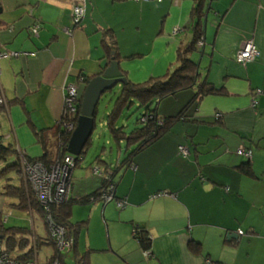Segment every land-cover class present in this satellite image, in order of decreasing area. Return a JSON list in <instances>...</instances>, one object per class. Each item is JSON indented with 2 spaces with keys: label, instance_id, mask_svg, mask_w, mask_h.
I'll return each mask as SVG.
<instances>
[{
  "label": "crops",
  "instance_id": "crops-1",
  "mask_svg": "<svg viewBox=\"0 0 264 264\" xmlns=\"http://www.w3.org/2000/svg\"><path fill=\"white\" fill-rule=\"evenodd\" d=\"M76 4L85 5V16L74 27ZM195 7L194 0H0V51L26 53L0 60V142L30 159L57 158L67 86L82 97L86 79L109 68L115 53L125 85H143L172 73L179 49L200 34L199 53L191 56L199 63L197 82L222 91L196 100L186 119L119 169L114 195L124 208L79 205L88 219L80 221L86 224L77 250L90 228L84 251H91L90 264H264V94H255L264 90V0H200L197 15ZM34 25L37 36L29 32ZM109 36L116 50L103 45ZM247 39L259 54L243 67L235 55ZM195 92L161 101L159 117L178 114ZM181 145L188 158L179 155ZM240 147L252 151L250 160L236 154ZM120 160L121 152L104 162L115 167ZM247 164L250 175L242 171ZM96 165L105 164L72 170V198L102 187L103 179L91 174ZM29 215L33 224L34 215L43 221ZM135 227L150 236L148 258L133 238ZM31 237L44 239L33 225Z\"/></svg>",
  "mask_w": 264,
  "mask_h": 264
},
{
  "label": "trees",
  "instance_id": "trees-1",
  "mask_svg": "<svg viewBox=\"0 0 264 264\" xmlns=\"http://www.w3.org/2000/svg\"><path fill=\"white\" fill-rule=\"evenodd\" d=\"M196 2V7L194 8V15L198 14L199 11V3L200 0H194ZM38 26V25H34ZM33 26V27H34ZM32 29V28H31ZM30 29V34H32ZM38 35V31H37ZM36 35V36H37ZM201 35L197 34L194 41L186 46L184 49H179L177 55V67L175 70L165 76L162 79H155L151 80L146 84L143 85H134V84H127L122 85L121 91L117 98L115 99L112 109L106 118V128L110 134V137L114 144H116L117 152L119 153L121 148L122 142L124 143V148L122 151L124 152L122 155L121 152V160L116 162V166L112 167L110 164L106 166V163L97 157L95 159L96 162L105 164L104 166H100L106 172L109 173L111 176L109 181L103 180L102 187L96 191L95 193L91 194L88 197L83 199H74L71 197L67 202L59 205L52 206L51 213L54 222L63 227L68 237H72L74 239V246L71 252L67 256L60 255L53 251L52 259L55 257H59L61 264H67V257L73 258V264H90V254L91 251H86L84 253H80L77 250V237L80 230L85 226L86 222H79V223H72L70 220L71 216V209L74 205H85L91 202L100 201L102 203V195L105 189L109 188L107 183H111L113 187V191L115 192V181L114 177L117 175L119 169L122 166H125L129 161L139 152L143 151L144 149L151 146L157 140L163 138L173 127L175 123L180 120L186 119L184 115L185 110L190 106H194L196 100L207 96V95H216L222 93L220 89H216L211 83L208 81L203 80L202 82L198 83V78L200 76L198 64L195 63L191 56L194 53H199L200 46L198 42H201ZM249 40V39H247ZM246 40V41H247ZM245 42V41H244ZM107 50L112 51L115 49V42L113 37L109 36V40L103 44ZM116 50V49H115ZM0 53H4L0 51ZM5 53H12V52H5ZM23 54V53H21ZM112 60L119 61V55L115 53L113 55ZM111 60V61H112ZM240 65V64H239ZM92 78H87L85 83H88L89 80ZM196 88V92L193 96V99L187 103L175 116H166V117H159L157 113L158 104L161 101H165L169 98L175 97L178 93L192 90ZM263 95V94H262ZM81 97H78L75 108L76 112L71 116L62 117V122L58 123L57 126V146H58V156L57 158L52 161H47L46 157L41 159H29V161H41L46 167L52 165L56 162H63L64 157L66 156V148L69 142V139L72 134V128H75L76 122L79 116L80 108H81ZM257 103V102H256ZM137 105L138 108L144 110V116L138 120V126H136L131 132L126 133L124 127H118L117 122L123 113L126 110L131 109L133 106ZM2 107V106H0ZM256 107V106H255ZM254 107V108H255ZM221 118V115L220 117ZM216 117V119H219ZM72 127V128H71ZM95 130V128H94ZM38 139H40V134L37 135ZM92 137V136H91ZM92 145L91 138L88 140L83 152L79 157L74 159V168L79 165V162L83 160L84 156H86V151ZM180 148H186L184 145L178 147V153L183 158L189 157V150L188 155L184 156L180 152ZM112 151V150H111ZM18 157L14 161L11 160L13 157ZM20 153L17 151L12 150L9 147H0V164L5 166L3 171H14L17 174L21 172V165H20ZM242 171L246 175H250V168L249 164L242 167ZM19 176V175H18ZM21 176V174H20ZM19 184H11L10 179L6 178L5 184L2 187V194L4 196H8L11 199H15L17 201L16 207L19 210L27 211L30 213H37L43 219L45 215L44 209L40 206L37 202L36 197L31 189V187L27 184L25 178L18 177ZM109 186V187H108ZM106 192V191H105ZM114 198L115 195H114ZM19 235V236H18ZM0 238L5 241V245L11 251L16 247V243L20 249H25L30 244V234L25 229H16V228H9L4 229L2 225H0ZM133 238L138 242L141 250L143 253L149 252L151 248V240L148 232L142 227H135L133 232ZM37 250L39 251L43 246H52L51 240L48 238L36 239ZM190 250L193 252L199 251V244L191 242L189 245ZM32 252L26 254L25 257L19 258H31ZM51 258H46V260H51Z\"/></svg>",
  "mask_w": 264,
  "mask_h": 264
},
{
  "label": "built area",
  "instance_id": "built-area-1",
  "mask_svg": "<svg viewBox=\"0 0 264 264\" xmlns=\"http://www.w3.org/2000/svg\"><path fill=\"white\" fill-rule=\"evenodd\" d=\"M132 2H141L145 0H128ZM85 16V5L76 4L72 8L71 12V21L72 25L75 27L79 25ZM38 26H34L31 29L33 35H37ZM67 34H71L70 30H67ZM202 42H199L201 45ZM258 51L254 45L252 39L245 41L241 47L238 49L235 55V61L241 66L245 67L247 64L252 63L258 57ZM21 55H26V53H3L0 54V59H5L8 57L18 58ZM255 94L262 95L264 90H255ZM78 99V92L75 86L69 85L66 88V92L63 98V116H71L76 112V102ZM5 104L4 95L0 89V106ZM256 101H252V106H256ZM216 117H220V114H217ZM73 129V128H72ZM2 146L0 142V147ZM180 152L186 156L188 155V150L186 148H180ZM238 156L244 157L247 160H250L252 157V151L240 147L236 150ZM20 165L23 172L24 178L31 187L37 202L44 209L45 215L43 217L44 225L48 231L49 239L52 242V247L58 254V256L63 255L67 256L74 246V239L67 236L66 230L57 225L52 217L51 208L52 206L63 204L67 202L71 194V173L74 169V159L69 157L67 154L63 159V162H56L52 165L45 166L41 161H29L28 158L21 152L20 153ZM93 175L96 177L102 178L104 181H109L110 174L105 173L106 171L100 167H95L92 169ZM105 189L103 195L101 196L103 202L115 203L116 207L121 209L124 208V202L114 198V191L111 183ZM9 215L6 217V219ZM32 238H30L31 240ZM32 252V257H25L27 253ZM144 256L149 257V253L145 252ZM50 258L52 255L49 256ZM47 257V258H49ZM59 257L51 258V260L43 261L42 263L38 260V250L35 241L32 239L29 246L22 251L17 250L16 252L11 251L5 245V241L0 238V264H61Z\"/></svg>",
  "mask_w": 264,
  "mask_h": 264
},
{
  "label": "rangeland",
  "instance_id": "rangeland-1",
  "mask_svg": "<svg viewBox=\"0 0 264 264\" xmlns=\"http://www.w3.org/2000/svg\"><path fill=\"white\" fill-rule=\"evenodd\" d=\"M3 54V53H0ZM2 60V58L0 59ZM120 86H117L112 92H108L104 94L97 106V115L95 120V130L93 131L92 137H91V143L92 145L88 148L86 151V156H84V159L80 161V164H83V166L89 167L90 164H94V161L97 157H100L103 161L108 162L109 159L112 158L115 154H118L116 144L113 143L110 134L106 128L105 122L107 121L106 118L108 117V114L110 113L112 109V105L117 98V96L120 93ZM64 110V107L62 109V112ZM62 116L63 113H61V117L58 121V123L62 122ZM144 116V110L138 108L137 105L133 106L131 109L126 110L123 115L120 117V119L117 122L118 127H124L125 132L129 133L131 132L136 126H138V120L141 119V117ZM72 128V127H71ZM74 130V128L72 129ZM121 148H124V143L122 142ZM106 149V150H105ZM122 149L120 152L123 151ZM105 150V153L101 155L102 151ZM112 150V154L110 151ZM19 153V152H17ZM109 158V159H108ZM114 164V162H112ZM100 167L98 165L94 166ZM93 168H91V174L93 175ZM4 167L0 166V225L4 229L9 228H16V229H25L29 232L30 236L32 233V225L34 226V232L41 236L42 238L46 239V237L49 236L48 231L44 225V222L41 221L37 216L34 215V224L33 221L30 219L29 212L19 210L16 207L17 201L15 199H11L8 196H4L2 194V187L5 184L6 178L10 179L11 184H17L18 180L15 179L16 172L14 171H3ZM85 169V168H84ZM101 169V168H100ZM21 174V176H20ZM20 174H18V177L24 178L23 172L21 170ZM94 176V175H93ZM14 179L11 181V179ZM100 178V177H99ZM70 188H72V184L70 183ZM9 215V217L6 219V217ZM88 219V211L86 212L85 209L79 205H75L72 211L71 221L73 223L80 222ZM90 228L88 231H84V233L81 234L79 243L82 244L83 249H80L79 252L83 253L87 249V242L90 239L92 242V233L89 235ZM19 236V235H18ZM32 238V237H31ZM16 247L13 249L14 252L17 250H21L18 246V243L15 244ZM53 247L52 246H43L38 251V260L40 263L45 261L46 257H48L50 254H53ZM67 264H73V260L71 258L66 259Z\"/></svg>",
  "mask_w": 264,
  "mask_h": 264
},
{
  "label": "water",
  "instance_id": "water-1",
  "mask_svg": "<svg viewBox=\"0 0 264 264\" xmlns=\"http://www.w3.org/2000/svg\"><path fill=\"white\" fill-rule=\"evenodd\" d=\"M126 82L115 60H112L110 67L100 75L89 80L81 97V108L76 126L67 144L66 154L69 157L73 159L79 157L91 138L101 97L112 92L117 86L125 85Z\"/></svg>",
  "mask_w": 264,
  "mask_h": 264
},
{
  "label": "bare ground",
  "instance_id": "bare-ground-1",
  "mask_svg": "<svg viewBox=\"0 0 264 264\" xmlns=\"http://www.w3.org/2000/svg\"><path fill=\"white\" fill-rule=\"evenodd\" d=\"M28 184V183H27ZM29 185V184H28Z\"/></svg>",
  "mask_w": 264,
  "mask_h": 264
}]
</instances>
